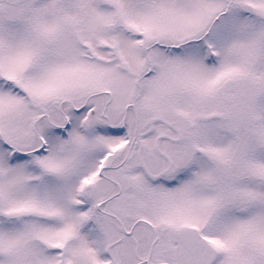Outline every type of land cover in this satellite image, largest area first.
Instances as JSON below:
<instances>
[{
  "label": "snow or ice",
  "instance_id": "snow-or-ice-1",
  "mask_svg": "<svg viewBox=\"0 0 264 264\" xmlns=\"http://www.w3.org/2000/svg\"><path fill=\"white\" fill-rule=\"evenodd\" d=\"M0 264H264V0H0Z\"/></svg>",
  "mask_w": 264,
  "mask_h": 264
}]
</instances>
